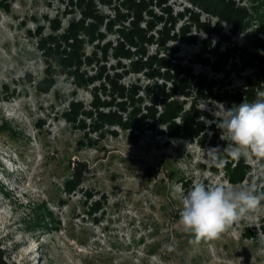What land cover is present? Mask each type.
I'll return each instance as SVG.
<instances>
[{
  "label": "rangeland",
  "instance_id": "rangeland-1",
  "mask_svg": "<svg viewBox=\"0 0 264 264\" xmlns=\"http://www.w3.org/2000/svg\"><path fill=\"white\" fill-rule=\"evenodd\" d=\"M218 2L237 25L191 0H0L3 263L264 264V210L199 244L178 223L194 182L240 185L257 170L254 157L206 163L204 149L227 145L216 113L254 99L260 59L264 78V0ZM138 21L146 58L168 69L136 72L141 55H119L120 31ZM81 22L96 37L79 36L73 69L59 40ZM79 163L91 172L76 183Z\"/></svg>",
  "mask_w": 264,
  "mask_h": 264
},
{
  "label": "clouds",
  "instance_id": "clouds-1",
  "mask_svg": "<svg viewBox=\"0 0 264 264\" xmlns=\"http://www.w3.org/2000/svg\"><path fill=\"white\" fill-rule=\"evenodd\" d=\"M220 139L227 142L204 149L209 167L223 168L228 159L254 157L257 170L240 185L209 186L194 182L182 196L178 223L192 237L191 243L212 241L252 212L264 210V90L257 88L251 101L216 113ZM169 251L173 244L166 246Z\"/></svg>",
  "mask_w": 264,
  "mask_h": 264
},
{
  "label": "trees",
  "instance_id": "trees-1",
  "mask_svg": "<svg viewBox=\"0 0 264 264\" xmlns=\"http://www.w3.org/2000/svg\"><path fill=\"white\" fill-rule=\"evenodd\" d=\"M191 2L195 5H197L199 7V9H205V10L210 11V12L213 10V12H211V13L214 14L215 16H217L220 21H223V20L230 21L232 23L233 27L235 25H237L236 19L227 18L225 16L224 13L226 12V10L223 7V5L220 2H218V0H191ZM137 7H142L141 2L139 3V5ZM96 18H97L96 16L93 17V19H96ZM135 18L136 17H133V19H134L133 21H135ZM132 24H133L132 29L120 31L119 43H120L122 49H121V52L119 55H121L122 58L128 59V60H131L134 56L141 55V58L132 64L134 71H136V72H139V71L143 72V71L152 69L154 65H158L160 68H163V69H168L169 64H167L165 59H157L155 57L146 58L145 45L151 43L152 38H149L148 32L143 30L140 27L139 21L134 22ZM96 28L98 29V27H96ZM233 32H235V31H233ZM83 33L92 39L96 37L94 30L92 32H90V29L86 28L85 23L81 22V23L75 24L73 26V28L71 30H69L68 35L63 36L62 39L59 40V43H63L65 41L66 43H68L69 47L71 49H73L71 51V54H72L71 58L69 59L70 60L69 61L70 67L73 69L74 68L77 69V67H79V65L82 64V62L80 60H79L80 62L77 61L79 59V57L77 56L78 54H76V53H78L77 51H79L78 45L80 43L81 44L83 43L82 41L79 40V36L84 35ZM69 41H72V43H69ZM126 46L129 47V49L130 48L136 49L135 52H131L130 50H126ZM49 49H51V48H49ZM49 51H51V50H49ZM215 57L217 59V62L214 63L215 65H213V66H219L218 68H216L217 72H220V73L224 72L227 65H228L227 59L225 60V62H223V64L221 62H219V59L228 58L227 55L224 53H222V54L216 53ZM144 58L146 59V61L143 60ZM261 61H262V59H260L258 62H256L257 64H255V65H257V66H250V67H252V69L257 70V73H258L257 79H256V80H258V82L250 81L249 85H248L250 88L258 85V87L260 89H262L261 84H264V78H262V76H261V71H262L261 64H260ZM189 76L190 75L188 74V77ZM189 79L193 80V77L190 76ZM190 87H191V85L188 84V82H182V89H183L182 91H184L183 93H186L187 95H189V92H185V90L186 89L189 90ZM178 88H180V86H178V84H177V89ZM206 88H207L206 86H202V90L206 89ZM157 93H158L157 95H154L156 97V99H159L160 97L167 96V94L164 90H160ZM247 94H249V93H247ZM122 95H124V94H122ZM241 103L242 102H239V103L235 104V106H238ZM176 109H177V107H173L170 111H168L167 115L160 116V120L165 124L170 123L172 121L173 115H177L175 113ZM178 110H179V108H178ZM191 131H193L192 125H191L190 129L184 130V132H186V133H189ZM178 135H180V133H178ZM90 172H91V170L85 164H80V163L77 164L74 167V174H73L74 181H76V183H81L83 181L85 175L89 174ZM0 264H5V263H3V256H2L1 252H0Z\"/></svg>",
  "mask_w": 264,
  "mask_h": 264
}]
</instances>
